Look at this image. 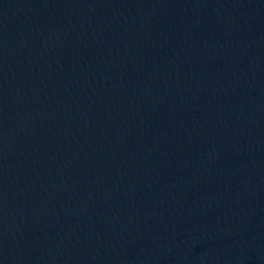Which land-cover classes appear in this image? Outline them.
<instances>
[{
	"label": "water",
	"instance_id": "obj_1",
	"mask_svg": "<svg viewBox=\"0 0 264 264\" xmlns=\"http://www.w3.org/2000/svg\"><path fill=\"white\" fill-rule=\"evenodd\" d=\"M0 264H264V0H0Z\"/></svg>",
	"mask_w": 264,
	"mask_h": 264
}]
</instances>
